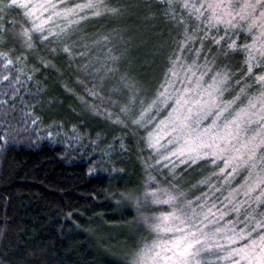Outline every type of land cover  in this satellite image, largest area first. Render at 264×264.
Returning a JSON list of instances; mask_svg holds the SVG:
<instances>
[{
	"label": "trees",
	"instance_id": "16d2710c",
	"mask_svg": "<svg viewBox=\"0 0 264 264\" xmlns=\"http://www.w3.org/2000/svg\"><path fill=\"white\" fill-rule=\"evenodd\" d=\"M95 2L97 15L86 20L82 35L87 45L96 44L95 53L71 48L62 54L57 37L32 34L31 53L26 47L22 59L30 73L21 78L19 62L0 55V264H134L156 237L153 219L173 209L170 203L141 209L143 191L165 188L174 209L192 204L199 210L208 202L226 211L225 220L234 219L228 197L243 178L207 158L152 168L131 125V117L157 104L162 87L185 86L186 64L204 73L206 54L194 61L189 51L196 45L174 26L175 18L185 22L190 15L169 0ZM19 10L8 13L25 28ZM1 27L2 44L20 50L21 43H6L14 24ZM193 40L210 42L200 31ZM242 59L241 53L225 56L215 70L230 78L223 82L226 103L232 90L259 89L248 85ZM241 77L243 84H236ZM247 204L237 219L258 223L264 202Z\"/></svg>",
	"mask_w": 264,
	"mask_h": 264
},
{
	"label": "rangeland",
	"instance_id": "374dc122",
	"mask_svg": "<svg viewBox=\"0 0 264 264\" xmlns=\"http://www.w3.org/2000/svg\"><path fill=\"white\" fill-rule=\"evenodd\" d=\"M27 2L36 7L33 9L34 20L32 17L24 15L25 9H20L25 18V28L15 25L16 23L11 18L12 15L8 13L9 8L0 5V30L3 28L2 25L5 28L6 25H12V23L14 28H11L15 29V34L13 32L6 33V43L10 45L12 43L15 45L16 42L21 43L20 50H15L14 47H5V42L0 41V55L5 56L8 62L11 61L10 63L16 61L18 64L19 62L18 78L30 73L27 71L29 66L22 62V59H25V51L28 50L22 32L26 28L31 29L33 22L43 24L44 27V31L38 34V39L44 33L46 36L48 34L59 39L62 54L68 53L63 51L65 47H70V50L71 48H84L85 51L93 53L97 51L96 44L87 45L82 38V35L86 34L83 29L91 22H86V20L97 15L94 8L95 0H65V2L63 0H27ZM171 2L190 15L189 21L184 19L185 22L182 20L183 18H175L174 26L178 29V35L182 32L190 36L192 46L196 45L195 50L192 47L189 51L194 55L192 58H195L194 61L200 63L202 53L206 54L202 63L205 71L203 74L197 75L191 69L192 64H186V67L181 70V77L187 81L183 88L172 87L170 84L165 85L155 96L156 105H148L143 113L139 111L136 114V118L131 117V125L137 128L138 132L140 131L141 151L146 153L148 158L146 163L151 164L152 168L164 163L172 167L173 162L177 159L185 161L190 158L196 161L207 158L211 164L220 165L221 170L228 169L227 173L234 174L235 179H243L230 190L231 198L228 194V200L231 199L235 206L234 213H229L234 216L233 221L225 220L227 213L224 209H219V206L215 207L208 202L199 210L192 204L183 205V208L186 207L183 211L180 205L174 209L175 202L173 203V201L175 200H173L170 203L172 210L160 211L161 213L153 219L156 237L147 248L140 251L133 263L171 264L165 259L173 255V252L168 249H172L174 240L181 236H188L190 240L200 241V244L197 245L200 253L193 258L192 264H250V262L255 264V261L251 260V256L259 253L260 248L257 246L255 252H250L248 259L241 258V250L251 249L253 245L260 244L261 237L264 236V214L257 220L258 223L254 220L253 222L252 220L243 221L237 218L240 208L247 206V203L256 204L257 200L264 202V148L258 150L255 157L250 158V149L253 147V143L264 144V106L256 99L261 92H264V87L255 84V77L252 76L251 80H247L248 85H251L250 88H259L258 90L253 93L252 91L249 93L246 88L232 90L229 103L222 101L228 90L224 89L223 82L225 80L229 82L230 78L224 75L225 78L221 81V75L218 76V72L215 71L220 64L222 68L225 56L222 54L224 49L222 44H214L211 38L223 36L224 27L220 26L219 31L212 28L208 24L210 12L205 9H201L204 11V15L198 17L192 8L180 6L184 0H171ZM188 2L199 7L201 4L206 6L210 0H188ZM239 2L242 3L243 0H239ZM87 4H92L93 7H84ZM20 10L17 12L19 13ZM199 31L202 37H205V34L208 35L207 40L210 41L208 45L201 44V42L200 44L194 43L193 37ZM172 34H174L173 31L167 32L169 37ZM245 36L246 33L239 31V38L237 39V36L233 35L232 39H237L238 44L250 42L251 37L249 36L246 40ZM224 43L227 47L230 40H225ZM44 48L50 50V47ZM27 52L30 54L31 50L29 49ZM5 53L7 55H4ZM86 55L90 59L92 54ZM211 71L212 79L209 78ZM196 76H199L197 80H193ZM243 79V77L235 79L236 84H243ZM119 87L122 88V85ZM113 90L116 88L109 89L108 93L110 94ZM98 99L105 100V96ZM250 102L256 103V107L251 108ZM149 114H152L151 117ZM226 125H228L227 128ZM229 132L232 133L231 136L228 135ZM254 136L256 140L253 142ZM149 144L153 146L149 147ZM138 150L140 151V149ZM150 160L151 162H149ZM164 189L155 190L151 195L144 191L141 192L138 197L141 209H150L152 205L156 204L164 205L155 202L172 197ZM168 213H174L179 217V219L161 225L162 228H171L172 231L158 230L156 225L160 224L162 217ZM249 227L251 228L247 231L246 228ZM176 229L183 231H176Z\"/></svg>",
	"mask_w": 264,
	"mask_h": 264
},
{
	"label": "snow or ice",
	"instance_id": "6c2138e0",
	"mask_svg": "<svg viewBox=\"0 0 264 264\" xmlns=\"http://www.w3.org/2000/svg\"><path fill=\"white\" fill-rule=\"evenodd\" d=\"M171 3V0H169ZM0 5L4 8L9 9H25V16L32 17L35 19L34 8L36 6L30 5L27 0H0ZM132 5H126V7H131ZM183 8H192L199 16L204 15L205 9L210 12L208 18V24L212 28H216L219 31L220 26H223L225 33L223 36L212 37V42L216 45H221L225 40H230V43H227V47L223 49L222 54L224 56L234 55L238 53L243 54V64L247 66V71L244 73L245 77H255L254 83L264 87V0H210L206 4H201L199 7H196L193 4H190L188 0L180 5ZM43 7V5H40ZM80 7V6H77ZM84 7H93L92 4L84 5ZM115 11V10H113ZM46 23V21H45ZM239 30L246 33L245 39L251 37L250 42L244 44H238L237 39L239 38V31L233 32L232 30ZM44 31L43 24H36L33 22L31 29H24L22 35L25 38L26 46L31 49L33 47V33H42ZM236 35L237 39H232V36ZM209 38L205 34V39ZM41 40H47V36H40ZM187 41L185 40L184 43ZM64 52H69L70 49L65 47ZM4 55H7L6 53ZM11 61H9L10 63ZM220 76V74H217ZM221 81L225 78L221 76ZM262 106H264V92H261L256 98ZM251 108L256 107V103L250 102L249 105ZM219 115V113H218ZM226 128L228 125L225 126ZM229 136L232 135L231 132L228 133ZM253 142L256 140L254 136L252 138ZM152 144H149V147H152ZM264 148V144H255L250 149V158L255 157L258 150ZM175 198L169 197L166 200H156V203L169 204ZM179 219L174 213H168L163 216L161 223L156 225L158 230L162 231H172L171 228L161 227V225L168 223L171 220ZM183 223V221H181ZM176 231H183L182 229H176ZM191 235V234H189ZM200 244L199 240L189 239L188 236H181L180 238L173 241L172 249H168L173 252L172 256L166 257L167 261H170L171 264H192L193 258L199 255L200 250L197 249V245ZM260 248L259 253L251 256V260L255 261V264H264V236L261 237V242L259 245H253L251 249L241 250V258L248 259L250 252H255L256 247ZM251 264V262H250Z\"/></svg>",
	"mask_w": 264,
	"mask_h": 264
}]
</instances>
